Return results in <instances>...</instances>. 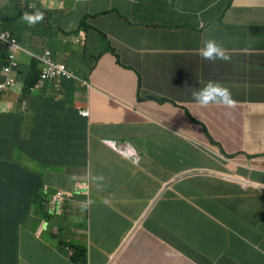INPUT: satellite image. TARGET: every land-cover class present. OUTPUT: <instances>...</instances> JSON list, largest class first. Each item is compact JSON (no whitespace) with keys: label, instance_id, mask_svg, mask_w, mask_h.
<instances>
[{"label":"crops","instance_id":"0c3cea01","mask_svg":"<svg viewBox=\"0 0 264 264\" xmlns=\"http://www.w3.org/2000/svg\"><path fill=\"white\" fill-rule=\"evenodd\" d=\"M218 1L177 0L182 12H158L147 22L153 21L156 26L147 27L137 39L130 38L118 57L102 54L93 70L92 64L84 65L81 72L90 75L91 89L75 85L68 90L76 93L67 101L68 107L89 110L91 118L72 116L61 134L60 148L72 146L83 151L86 147L87 158L80 166L72 155L66 156L70 165L65 167L81 169L50 171L46 185L55 193H71L76 190V179L85 178L91 182L89 189L95 197H118V203L111 207H96L103 218L101 230L106 240H97V247L91 246V264L119 247L131 223L143 215L155 197L170 201L158 212L156 227L169 228L164 238L178 252L140 234L124 255L125 264H264V196L260 191L245 193L222 184L210 194L215 196L224 189L221 196L210 197L201 192L205 179L177 181L166 166L178 162L185 151L197 156L206 147L197 141L202 136L190 115L205 123L226 151L240 153L235 163L221 170L264 188V103L248 102L236 110L202 107L193 98V93L209 81L220 82L226 77L257 90L258 97L264 92V37L256 33L264 34V0H235L238 7L226 13L223 25L216 24L212 29L214 35L231 40L223 48L228 59L207 63L188 47L195 37L190 27L199 22L196 14H201L204 21H215L221 12L213 5ZM70 2L74 0L60 1V6L67 9L57 21L59 31H72L79 22ZM122 6L130 8L131 4ZM152 16V12H146L144 18ZM181 26L188 28L171 29ZM54 37L60 53L54 49L56 57L70 54V40L64 35ZM33 124L29 114L24 119V139L31 136ZM110 142L132 148L140 160H129L111 148ZM186 199L195 204L217 200L203 205L204 212H213V221L196 214L203 224L197 231L188 227L191 219L190 210L183 205ZM71 203L73 211L79 208ZM3 260L5 264H67L37 245L29 228L22 233L7 230L0 240V262Z\"/></svg>","mask_w":264,"mask_h":264},{"label":"clouds","instance_id":"9594fccd","mask_svg":"<svg viewBox=\"0 0 264 264\" xmlns=\"http://www.w3.org/2000/svg\"><path fill=\"white\" fill-rule=\"evenodd\" d=\"M60 1L61 0H0V93L3 94L0 102V114L17 115L19 118H22L23 122L30 114L34 120H36L35 116L37 113L31 109L29 105V99L31 97L44 98L55 102L58 101L61 95L60 98L65 99L63 94L66 91L62 86L65 85V83L72 85L71 81L82 88H86L87 90L91 89L90 81H88L90 75L86 77V75L81 72L84 65L92 64L90 70H93L102 54H111L114 57H118L117 53L122 51L124 47H128L127 41L130 38L137 39L140 34H143V31L147 27L154 28L156 26L152 25L153 21L150 23L147 22L158 12L161 13L169 10L182 12L177 5V0H168L165 3L155 0H74V2H70V4L73 5L72 11L76 12L79 16V22L76 27L72 28V31H59L56 26L57 21L63 16L67 9L64 6H60ZM67 2H69V0H64V3ZM226 2L227 0H220L213 4L214 6H219L221 12L218 18H222V20H224L223 17H225L230 9L238 7L234 5L235 0L231 1L230 4ZM122 3H130L131 7H123ZM167 6L170 7L165 9ZM109 7H114L115 9H110ZM146 12H152L153 16L149 19H145L144 15ZM196 15L199 20L198 25L190 27L195 37L188 44L192 53L204 58L207 60V63H211L214 59H228L223 53V48L231 43V40L212 33L214 26L216 24H221L219 19L217 18L213 22H207L201 18V14ZM39 22L43 24L51 35L55 36L57 35L55 33H58L70 40L68 44L70 47V54L63 58L56 57L55 50L58 54L60 53L56 49L55 44L52 43L54 47H51L45 37L31 30V25H37ZM18 24L23 25L24 28H28L29 32H23L24 28L20 29ZM179 28L185 29L188 27H171V29ZM93 42L103 43L100 45L94 44ZM89 49L91 50L90 53L94 56L92 58L88 56ZM17 54L23 58H16ZM47 60H50L57 67V70L61 72L60 75H50L46 79L43 78L45 72L49 70V66L46 64ZM32 61H36L43 66V75L37 85L31 88L29 94L26 96L24 95L23 83H19L16 80L18 75L16 69L20 68L19 63L24 65V69L30 66ZM7 68H11V74L8 77L2 74L3 69ZM89 74H91V72H89ZM9 78L13 79L12 85H8ZM48 85L51 86V90L45 91ZM257 92V90H249L248 85L244 82L226 77L220 82L209 81L193 93V98L194 101L202 107L219 106L238 110L241 109L240 107L244 103L251 102L255 105L264 103V92H260V97L256 96ZM141 97L142 95H139V99ZM139 101L141 102L142 100ZM75 110H77V114L90 120L91 114L89 110ZM60 114L61 115L49 117L48 121L52 125H56L58 121L65 120L66 116H63L65 112L62 110L61 106ZM188 118L197 126L202 136V140L196 138L197 141L199 143H204L206 147L197 156H194L191 152L185 151L184 157L182 158L180 156L178 162L173 165H166L170 173L174 174L176 180L180 181L182 178L191 181L205 179L207 182L201 192L210 197L221 196L224 189L218 190L215 196L210 194L215 187L222 184L235 186L237 190L242 189V192L245 193H252L253 190H257L264 196V188H257L252 182L244 180L234 174H227V172L221 170L222 166L235 163L240 153H229L226 151L224 146L213 137L205 123L193 119L190 115H188ZM23 125L22 129L19 128V139H24ZM108 145L113 149H117L118 152L125 155L133 162L140 160L138 153L132 148L128 149L125 144L110 142ZM55 147L60 149V140ZM5 152H8V156L13 158L10 159L6 155H1ZM0 155V163L5 165V172L9 170L19 172L24 180L22 184L24 188L31 185L37 186L36 182H39L40 189L53 197V200L60 206V209L57 211L55 208H51L55 212L52 216L56 215V213H58L59 216H63L66 213L64 208L66 201L71 200V202H75L79 196L83 198L82 203H80L81 205L84 206L87 204L92 209L97 207V197H95L93 192L89 189L90 187H87V184L90 183L89 179H76V190L71 193H55L54 189L46 185L49 181V172L61 170V168H58V165L63 166L64 169H81L80 167H65L67 165L51 162L41 163L31 154H28L26 150L19 149L15 152H9V146H0ZM20 155L21 158H19ZM29 160L33 163L29 162ZM12 165H16V167H11ZM1 176L2 174L0 173V177ZM32 179H34L35 182L32 181ZM79 183L82 184L80 191H83V193H78L77 195ZM84 197H88V201H85ZM186 200L187 201H185L183 205H185L186 210H190L188 214L190 219L197 218L196 214L199 216H206L207 213L203 211V205L210 202H218L214 199H205L202 203L195 204L188 199ZM93 202H95V204H93ZM167 203H170L167 197H155L150 201L143 215L131 223V227L123 237L119 247L114 252L96 259L95 264H125L124 255L140 234L148 235L155 242H160L177 253L178 251L173 243L164 238V232H167L169 228L162 227L159 229L156 227L157 214ZM46 208L48 209L50 206L46 205ZM33 215L34 214L29 215L27 218L20 217L12 223H17L15 229L20 233H22L25 228L31 229L38 245V242L43 238V233H46V228H50L49 225L53 218L51 217V220L48 221L46 218L41 217V221L43 222L40 229L34 232V227L39 222L37 219L33 218ZM59 246H65L67 251L66 256L62 257L65 263L83 264L82 261L84 259L88 260L87 264L92 263L90 256L91 246L83 248L62 241L59 243ZM75 260H77L78 263H76ZM0 264H5V260L1 261Z\"/></svg>","mask_w":264,"mask_h":264},{"label":"trees","instance_id":"16d2710c","mask_svg":"<svg viewBox=\"0 0 264 264\" xmlns=\"http://www.w3.org/2000/svg\"><path fill=\"white\" fill-rule=\"evenodd\" d=\"M230 2L231 0H227L226 3L230 4ZM256 33L264 37L262 32L257 31ZM57 35L59 34L57 33ZM18 57H20L19 54L16 55V58ZM19 64L20 68L16 69L18 71L16 80L19 83H23L24 95L27 96L31 88L37 85L43 75V66L36 61H32L30 66L23 69L24 65L22 63ZM71 83L72 85L65 83L62 86L66 91L63 94L65 99H61V95L58 101L55 102L44 98L31 97L29 99L30 108L37 113L29 139H19V128L22 129V125L24 124L22 118H19L17 115L0 114V146H9V152H15L19 149L26 150L28 154H31L41 163L51 162L70 165L65 157L72 155L77 163L82 166L87 156L85 148L82 151L80 148L77 149L72 146L67 149L66 147H61L60 149L55 147L61 138V134L70 123V118L77 114V110L71 109L67 105V101L75 96V92H69L68 90L77 84L73 81ZM49 90H51L50 85L46 87L45 91ZM2 96L3 94L0 93V102ZM60 106L65 112L63 116H66V118L65 120L58 121L56 125H52L48 121V118L61 115ZM1 155H6L10 159L13 158L8 156V152ZM11 167H16V165H12ZM25 168L29 169L28 167ZM0 173L2 174L0 177V240L5 238V233L8 229H11V231L15 230L17 223L12 222L20 217L27 218L29 215L36 214L46 218L48 221L51 220V217L53 218L52 214L55 212L51 207L46 208L48 198L50 201L53 200V197L49 193L40 189L38 184V188L35 185L24 188L22 186L24 180L19 172L12 170L5 172V165L2 163H0ZM38 201L39 208H36L35 203ZM212 215L213 212L208 210L206 216L201 215V218L207 222L213 221ZM190 224L188 227H192L197 231L198 226L203 223L200 220L197 221V218H193ZM75 262L78 263L77 260ZM82 262L83 264H87L88 260L84 259Z\"/></svg>","mask_w":264,"mask_h":264},{"label":"rangeland","instance_id":"374dc122","mask_svg":"<svg viewBox=\"0 0 264 264\" xmlns=\"http://www.w3.org/2000/svg\"><path fill=\"white\" fill-rule=\"evenodd\" d=\"M220 23L223 25L224 21L222 18H218ZM19 28H24L23 25H19ZM31 30L40 35L45 37V39L49 42L51 47L53 46V42L55 41V37L48 32L43 24L39 22L37 25H31ZM23 32L27 33L29 32L28 28H24ZM57 34V33H55ZM94 44H102L93 42ZM91 50L89 49V58L94 57L91 53ZM23 58L22 56L20 59ZM21 158V155L19 156ZM58 168L64 169L63 166L58 165ZM79 189H77V195L78 193H83V191H80V188L82 187V184H78ZM87 187H91V182L87 184ZM118 197H104L100 196L96 199L97 205H103L107 207H111L112 204L118 203ZM85 201H88V197H84ZM83 198L78 197L75 202L78 204V209L73 211V204L71 203V200L66 201L65 204V214L63 216H59L58 213L53 216V220L50 223V228H46V233H43V238L41 241L38 242V245L42 248L50 252L52 255L62 259V257L66 256V249L65 246L60 247L59 243L66 242L74 246L88 248L89 246H96L97 247V240L105 241L106 235L103 229L104 223L103 218L101 216V213L98 208L94 207V209L90 208L89 205H81ZM59 204V203H58ZM95 204V202H93ZM125 204V203H124ZM36 208H39V201L35 203ZM47 206H50L51 208H55V210L59 211L60 206L57 205V203L54 200H51L48 198ZM96 211V213H95ZM118 211V210H116ZM73 216L71 219L70 217ZM33 218L38 220V224L34 227V232L37 229H40V226L43 221H41V216L34 214Z\"/></svg>","mask_w":264,"mask_h":264},{"label":"built area","instance_id":"2783aa9c","mask_svg":"<svg viewBox=\"0 0 264 264\" xmlns=\"http://www.w3.org/2000/svg\"><path fill=\"white\" fill-rule=\"evenodd\" d=\"M46 64L49 66V70L45 72V74L43 76L44 79L48 78L50 75L51 76H56V75H60L61 74V72H59L57 70V67L50 60H47ZM2 74L7 76V77L10 76L11 68L3 69ZM12 84H13V79L9 78L8 85H12Z\"/></svg>","mask_w":264,"mask_h":264}]
</instances>
